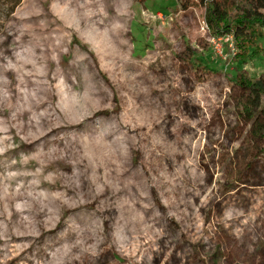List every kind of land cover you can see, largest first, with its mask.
Listing matches in <instances>:
<instances>
[{
  "label": "rangeland",
  "instance_id": "rangeland-1",
  "mask_svg": "<svg viewBox=\"0 0 264 264\" xmlns=\"http://www.w3.org/2000/svg\"><path fill=\"white\" fill-rule=\"evenodd\" d=\"M191 2L183 9L180 0H107L109 25L119 30L105 51L86 41L85 26L54 12L58 0H0V50L19 22L25 33L4 54L28 57L25 71L35 73L20 86L17 63L8 56L1 73L13 85L5 94L14 101L0 106V193L13 189L28 197L4 204L0 264H48L59 247L71 254L56 264L73 258L85 264H264V157L246 183L232 180L239 171L234 161L225 167L235 150L255 155L264 147L258 136L264 112L244 111L251 93L236 82L241 72L259 78L264 56L237 59L231 39L211 35L204 5ZM30 3L37 15L19 21ZM52 40L58 49L48 59H31ZM38 82L47 93L20 117L26 124L20 128L13 107L37 98ZM45 112L54 121L37 141L28 122ZM124 120L137 125L129 138L119 128ZM72 135L107 144L100 157L110 175L86 184V196L76 188L79 181L71 185L65 177L72 160L41 150L46 143L49 153L55 138ZM114 186L121 192L112 201L126 202L135 222L126 233L113 204L102 207Z\"/></svg>",
  "mask_w": 264,
  "mask_h": 264
},
{
  "label": "bare ground",
  "instance_id": "bare-ground-1",
  "mask_svg": "<svg viewBox=\"0 0 264 264\" xmlns=\"http://www.w3.org/2000/svg\"><path fill=\"white\" fill-rule=\"evenodd\" d=\"M59 3L53 7L55 13L59 14L61 18L69 23L70 21L74 24L75 27L80 25L85 26L90 33L91 37H87L86 41L90 42L93 47L96 48V43H101L102 49L110 50L109 44V36H114V33L118 31V27H111L109 25L110 15L107 12V0H58ZM110 1H118V0H110ZM119 6V4H117ZM120 12V9L118 10ZM37 15V10L35 5L32 3L27 5V13L24 17H19V21L23 19H32ZM19 22L12 23L9 27L10 35L3 42L4 51L0 50V106H9L14 101L13 95H6L5 89L7 92L13 90V85L1 78V73L6 71L5 63L8 61L7 56L10 57L13 61L17 63L16 67H13L18 71L19 79L18 83L20 86L24 84L29 85L35 77V73L31 71H25L28 64L30 63L28 57H24L21 54H15L13 52L11 55H5L7 53L6 50L7 44L9 46L15 45L19 43L21 37L24 35L25 31L21 30L18 26ZM82 35V32H79ZM83 36V35H82ZM84 37V36H83ZM58 49V45L55 40L49 42L45 45V48L42 49L40 55L30 56L32 60H38L39 56L48 59L51 55L52 51ZM32 55V53H30ZM110 57L115 58V54L110 53ZM19 64V65H18ZM38 94L37 98L35 97H25L18 107L14 106L15 114L12 117L13 123H15L18 127L23 128L26 124L18 123L20 117L30 108L36 107L39 104L43 103V100L39 98L40 93H47V87L44 82H38ZM20 90V88H19ZM19 94H23L20 92ZM194 101L197 102L200 100V97L197 95L194 98ZM40 121L34 119H30L28 122L29 125L34 130L32 138L34 140H40L43 136L47 134L45 132V125L50 124L54 121L53 115L49 112H45L41 114L39 117ZM138 124V123H137ZM137 126V125H136ZM132 122L124 120L122 125H120V129L126 128L127 131H122L121 134L124 138H129V132L136 130V127ZM134 127V128H133ZM121 131V130H120ZM107 137V135H104ZM105 137L103 139H105ZM53 144L55 147L49 153L45 152L46 143L42 145V153L45 155H57L59 153H65L66 159L72 160V165L74 169L71 171V174L66 176L71 182V185L75 182L79 181V184L76 188L83 194L88 195L89 191H85L86 184H89L91 187L96 184L98 181H101L103 178H108L110 172L107 171L106 168V160L100 157V154L103 150L106 149L107 144L104 141H99L96 145H91L87 140H81L77 137V135L65 136V137H57L54 139ZM114 151H111L110 154H113ZM85 177V180H84ZM8 181H11V177L6 178ZM121 189L116 186L113 187L109 197H107L103 202L102 207H106L109 204H113V209L115 213L119 217V221L122 224L123 232L126 233L127 229L133 225L135 222L128 216V206L124 201L116 202L112 201L113 199H117V196L120 194ZM28 196L26 194L21 193L20 191H16L13 189H9V191L4 194L0 193V219L4 218L8 221L7 218V210L5 207V202H11L13 199H24ZM33 199V198H32ZM32 203H35V200H32ZM30 206V204L26 205ZM45 210H48V206H45ZM28 224L31 223L30 220H26ZM136 225V224H135ZM126 229V230H125ZM124 233V234H125ZM58 244L57 242L54 243ZM71 254V250L68 247H59L55 250L54 254L51 256V262L48 264H56L58 260H61L67 255ZM71 264H85V260L73 258Z\"/></svg>",
  "mask_w": 264,
  "mask_h": 264
},
{
  "label": "trees",
  "instance_id": "trees-1",
  "mask_svg": "<svg viewBox=\"0 0 264 264\" xmlns=\"http://www.w3.org/2000/svg\"><path fill=\"white\" fill-rule=\"evenodd\" d=\"M183 9L193 6L191 0H180ZM205 7V21L213 37L222 38L232 35L236 50L235 57L246 61L261 55L264 56V47L260 44L264 38V0H197ZM197 68H201L197 65ZM236 82L251 93V100L244 104V111L254 117L258 108L264 112V73L259 78H250L241 72ZM258 136L264 138V125L259 129ZM264 157V147L258 154L253 151L239 149L226 162L229 169L234 165L239 168L238 174L232 177L235 184L246 183L251 172L256 170L258 157ZM264 170V162H263Z\"/></svg>",
  "mask_w": 264,
  "mask_h": 264
},
{
  "label": "built area",
  "instance_id": "built-area-1",
  "mask_svg": "<svg viewBox=\"0 0 264 264\" xmlns=\"http://www.w3.org/2000/svg\"><path fill=\"white\" fill-rule=\"evenodd\" d=\"M207 27H208V25H207ZM209 29V28H208ZM225 37H227L228 39H231L232 40V42H233V44H234V39H233V36L232 35H227V36H225ZM220 39V38H219Z\"/></svg>",
  "mask_w": 264,
  "mask_h": 264
}]
</instances>
